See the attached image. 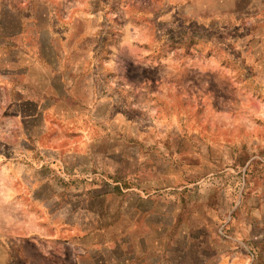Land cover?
<instances>
[{
    "label": "rangeland",
    "instance_id": "rangeland-1",
    "mask_svg": "<svg viewBox=\"0 0 264 264\" xmlns=\"http://www.w3.org/2000/svg\"><path fill=\"white\" fill-rule=\"evenodd\" d=\"M151 5L0 0V181L22 133L32 179L10 186L16 215L43 230L0 240V264H264V28L224 24L185 41L184 21L173 13L179 30L169 27ZM130 23L150 41L168 36L144 60L180 47L174 59H195L213 36L219 48L204 55L228 58L162 77L165 66L122 44ZM197 90L207 103L193 104Z\"/></svg>",
    "mask_w": 264,
    "mask_h": 264
},
{
    "label": "clouds",
    "instance_id": "clouds-1",
    "mask_svg": "<svg viewBox=\"0 0 264 264\" xmlns=\"http://www.w3.org/2000/svg\"><path fill=\"white\" fill-rule=\"evenodd\" d=\"M152 8L153 10H161L164 14L159 15L157 17L158 21H168L169 27L174 29H178L179 21L173 23L174 17L173 13H176L177 16L180 17L181 20L184 21L183 27L187 29L188 36H185V41L192 35L193 31L204 32V31H212L213 26L216 29H219L221 32H226L227 30L222 27V25L227 24L228 28L231 29L235 25H241V31H243V25L245 24H259L262 28H264V0H152ZM171 7V11H166ZM179 10V11H177ZM144 15L152 16L153 12H146ZM239 17V19H238ZM191 20H196L197 25L193 26V28L189 29L188 24ZM213 22L215 24L213 25ZM129 29H132L129 32ZM94 31V30H93ZM127 33L126 38L122 41V44L129 45L133 51H139L141 55L139 56V60L143 61L145 65L156 66L157 64L165 66V71L162 73V77H177L178 73L182 72L184 68L194 67L199 68L201 73L206 72L208 69H212V71H216L220 68L219 61L226 59V54L223 52H219L218 54H214L213 57H206L204 53L207 52L208 47L219 48V42L216 41V37H212V41L205 44L203 41L198 45L202 51L196 56L195 59L180 55L179 58L174 59V57H178V54L184 53V48H177L175 51H167L166 54H162L160 58L153 59L149 58L148 60H144L145 56H149L150 52H160L163 51L161 49V45L165 46V41L168 40V36L162 34L158 41H150L149 40V28L148 27H136L133 24H128L123 29ZM162 31H166L162 30ZM138 41L139 44L150 43L151 47L147 50L145 49H137L135 45L132 44V41ZM225 44L233 43L237 48L240 47V43L242 41H233L231 37H226ZM193 53L197 52V48L192 49ZM186 61V63H185ZM114 62H110L106 67L108 69H112ZM183 65V67H181ZM191 82H189L190 84ZM109 90L116 88L117 83L115 80L110 81ZM131 87L128 83H124L119 91L123 94H126L128 89ZM164 88L165 92L175 93L174 85H161ZM181 87H187L182 85ZM208 87V81H202V89H206ZM139 90V89H138ZM187 91L183 92V96H187ZM151 95H156L158 99H163L158 93H152ZM199 96L200 99L205 100L202 90H197L193 97V104L196 102V97ZM130 99V98H129ZM156 101H151V103H155ZM221 102H223L221 100ZM132 107H145L143 104H133ZM189 111H194V108H190ZM0 139H4L3 136H0ZM26 139L21 133L19 136L14 137L11 141H7L8 143H13L14 147L11 149L15 153L11 160H7V162L3 166L4 172V180L0 181V195L3 196V199L0 200V240H5L7 235L17 234L21 231H43L35 227L31 221H25L16 215L17 210L22 207L19 202L13 200V197L16 195V192L12 190L11 185L15 184L16 181H20L21 184L24 181L21 179V172L29 173V181H31V169L28 168L27 164L20 163L23 160H31V154L27 152H22L20 150L19 140ZM5 146L4 144H0V161H5ZM15 162V163H14ZM11 172L12 175L9 176L8 173ZM51 226V223L50 225ZM7 241L5 240V245Z\"/></svg>",
    "mask_w": 264,
    "mask_h": 264
}]
</instances>
